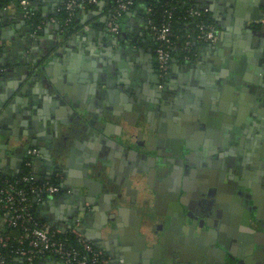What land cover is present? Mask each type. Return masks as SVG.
<instances>
[{
  "label": "crops",
  "instance_id": "obj_1",
  "mask_svg": "<svg viewBox=\"0 0 264 264\" xmlns=\"http://www.w3.org/2000/svg\"><path fill=\"white\" fill-rule=\"evenodd\" d=\"M228 1L230 2L227 5ZM239 1L240 14L230 15L229 10ZM36 2L48 6L46 11L42 7L38 9L43 16L52 15L55 6L57 9L63 4V0ZM204 2L210 8L215 25L220 31L219 43L216 47L202 48L198 58L191 64L175 63L170 80L167 85L164 84L169 92L160 98L155 95L156 85L152 77L156 63L154 37L139 14L133 13L126 17L124 20L126 40L115 44L105 31L110 11V4L106 0L98 5L97 11L91 13L85 10L81 13L82 29L69 39L64 38L59 33L58 26L52 23L46 26L43 35L33 39L30 27L18 10L11 9L0 13V17L7 22L6 26L0 29V108L5 103V108L10 105L9 116L12 117L9 119H14L17 115L22 117L23 112L30 108L33 116L44 119L41 124L44 123L48 127L55 111L51 104L56 101L63 108L61 104L66 102L68 95L69 104H75L76 110L80 111L82 106L83 113H92L89 114L91 121L80 125L69 123L71 126L74 125L71 132L73 136H63L59 132L56 139L41 140L43 144L39 146L41 147L38 149L39 155L33 160L32 170L40 179L59 174L56 177L64 189L59 195L46 198L39 207V213L52 229L62 235L74 231L80 233L114 264H123L126 259L129 260L128 264H142L138 263L136 248L142 247L141 237L145 232L142 229L137 230L138 221L129 213H125V209L121 214L118 209L104 211L100 208L101 205L97 204L98 198L96 200L92 198L96 205L88 208L74 197L75 184L77 182L81 184V181L77 180L83 176L86 161L91 156L121 168L138 164L149 170L152 161H147L146 157H155V154L163 151L162 147L157 145L158 140L153 138L159 134L160 129L163 128L164 133L169 132L171 135L179 133L180 128L185 130L182 126V120L185 121L182 113L190 112L195 107L208 109L210 104L206 102L213 100L211 105L218 107L219 103H222L227 111L244 117L245 122L241 123L243 126L239 128L243 131L241 134L243 137L240 135L238 140L237 135V140L233 139L232 142L228 139L223 146L222 137L219 141L215 135L209 138L195 136V139H192V136L189 139L188 135L186 139L189 140V145L196 147L198 152L183 163L181 160L184 158L183 154L189 153L183 148L185 152L179 159L176 158L175 165L167 161V165L157 172L151 170V177L145 179L143 188V194L147 197L142 201H147L146 208L151 211L154 218L170 219L168 214L176 211L170 207L171 194L176 193L175 197L178 200L181 197H184L185 201L187 198L188 201L194 199L202 173L210 165L219 167V170L223 169L226 153L232 155L233 160L240 156L242 162L250 158L252 164L246 163V167H254L255 164L258 171H263L261 169L264 166V72L258 75L260 77L259 84H256L258 91L254 89L250 92L248 87H245L243 98L240 97L242 91L236 89L230 80L232 77L230 64L235 63L237 55L240 54L249 53L251 59L260 51L264 55V4H262L264 0L261 2L204 0ZM251 5L254 7H250ZM127 93L137 97L140 108L131 103ZM126 106L130 107L128 117L122 115L126 111ZM56 109L61 113L58 107ZM106 111L114 117L101 119L99 114ZM167 112L171 114L164 118ZM213 117L216 115L211 114L210 118ZM59 118L68 117L63 115ZM18 128L22 134L28 132L26 128L19 127V124L16 132ZM22 136L25 139V136ZM205 142L210 147L208 153L203 152L202 144ZM17 147H19L17 144L14 145L12 151H16ZM27 150L23 153L25 157ZM169 153L171 152L166 149V154ZM23 155L19 154L18 157L10 155L14 159L11 162L0 158V170L14 174L13 168L20 165L18 171L21 172L23 163L18 162L20 160L16 161L15 158L21 159ZM142 156H145V159ZM255 156L258 159L256 163L252 160ZM51 158L54 159L55 166L51 164ZM257 178L264 179V175L260 174ZM240 182L247 183L248 180L240 175ZM260 184L262 185L260 190L256 187L259 197L256 201L261 206L257 208L261 219L256 225L262 226L264 230V183ZM83 194L87 196L88 190L83 189ZM219 194L216 192L212 196ZM253 203L251 200V204ZM142 204L143 202L140 204L141 209L145 210ZM191 208L195 210L193 218L199 223L208 220L209 217L214 226L219 227L221 221H218L214 211L226 215L234 207H211L213 212L206 207ZM185 209L187 210V207ZM108 218L115 223V227L101 233L98 229L99 224L103 226L102 223ZM189 227L187 224L186 229L189 230ZM196 228L197 233L204 230L202 226ZM241 249L237 247L235 252L240 253ZM169 251L171 250L163 251L158 260L170 256ZM180 251V254L174 256L179 264H217L216 256L202 251L197 242L185 244ZM11 264L23 263L21 259L16 258ZM40 264L65 263L49 256ZM252 264H264V251H260L253 258Z\"/></svg>",
  "mask_w": 264,
  "mask_h": 264
},
{
  "label": "water",
  "instance_id": "obj_2",
  "mask_svg": "<svg viewBox=\"0 0 264 264\" xmlns=\"http://www.w3.org/2000/svg\"><path fill=\"white\" fill-rule=\"evenodd\" d=\"M36 7L37 10L40 7H42L44 11L48 9V6H42V3L41 5L37 3ZM250 7L253 8L254 6L251 5ZM254 9H256V7ZM239 11L240 7L238 4L231 8L229 13L230 15H237L240 14ZM132 14L133 13H129L128 15L130 16ZM119 43V41L115 42V44ZM261 52L262 51L253 56L254 60L253 58L251 59L252 56H250L249 53L237 55L238 57H236L235 63L231 62L230 64V69L232 70V77L230 80L233 81L236 89L242 91L240 97H243L245 87H248L247 89H249L250 92H253L254 89L258 91L256 87V84H259L258 81L260 80L258 75L264 72V55L261 54ZM174 62L177 63L176 60H174ZM253 67L254 69H252ZM155 79V91H157L155 95H158L156 97L160 98L164 93H168L169 89L166 91L165 86H161L158 75L155 76ZM127 96H130L131 103H134L140 108V101L137 97L130 95V93H127ZM67 98L65 99L66 102H62L61 104L63 108H61L59 106L60 104L56 101L51 104L54 106L55 111L53 114L54 118L49 121L50 126L48 127L47 125L45 126L44 123L41 124L44 122V119L33 116L30 108L28 111L23 112L24 114L22 117L17 115L14 119H9V117H12L9 116L10 105L5 108V103L0 108V158L10 160L11 162V160L14 159L11 158L10 155L13 154L18 157L19 154L23 155L27 149H39L41 148L39 146L43 144L41 140L47 141L48 139H56L59 137V132H61L63 136H73L71 132L73 131L74 125L71 126L69 123L78 125H80V123L83 124L90 120L89 114L92 113H83L82 106L80 111L76 110V105H70ZM162 98L165 99L166 97ZM172 98L174 99V97ZM165 100L168 99L166 98ZM206 103L210 104L208 109L206 108L207 110L195 107L192 108L190 112L182 113L185 121L182 120L183 123H181L182 126L185 127V130L180 128L179 133L171 135L169 132L164 133L162 128L159 134L153 137L158 140L157 145L162 147L163 151L155 154V157H146L147 161H152L149 170L143 165L138 164H130L121 168L111 165L110 163L102 162L100 158V160H98L95 156H91V158H88L86 161L87 166L83 171V176L77 180L81 181V184H78L76 181L74 197L81 200L84 207L90 208L96 205V202L92 200L98 198L97 204L101 205L100 208L104 211L118 209L119 214H121L125 209V213H129L130 216L138 221L137 230L140 231V229H142L145 232V235L141 237L143 241L142 247L136 248L138 250V252H136L138 263L164 264L166 260L170 262L169 264H179L177 261H173L176 258L174 257L175 254H180L179 251L183 250L185 244H193L195 242L199 244V248L202 251H207L209 255L211 253L214 257L216 256L217 264H252L253 258L257 256L260 251H264V230L262 226L256 225V222L261 219L260 211H257V208L261 206L256 201L259 199V197H257L256 187L260 190L262 187L260 183H264L263 178L257 177H260V174L264 175V166L263 169H261L263 171H258L259 169L255 164H253L254 167H246V163L252 164L250 158L242 162L240 161V156H236L233 160V158H231L232 155L226 153L224 162L221 160V163L223 162V169L221 168V170H219V167L210 165L207 166V170L202 173V178L200 179L198 188H196L195 198L193 199L195 205H202L206 207L207 210H211V207H234L233 210L226 215L223 212L214 211L217 215V219H219L218 221H221L219 227L214 226L209 217L208 220L201 223L194 219L195 210L191 208V203L188 201V198L185 201L184 197H181L179 200L176 197H170V207L176 210L174 213L168 214L170 219H166L168 217L165 218V216V219L154 218L148 208L145 207L146 209L143 210L140 207V202H143L142 200H145L144 198L147 197L143 194V188L145 179L151 177V170L157 172L161 167L164 168L167 165V161L175 165L176 158L179 159V156H181L186 149L189 153L183 154L184 158L181 159L183 163L184 160L191 159L195 156V153L198 152L196 147L189 145V140L186 139L188 135L189 139L191 136L192 139H195V136L209 138L215 135L219 141L222 137V145L224 146L226 140L230 139L231 142L233 139L237 140L236 136L238 135V138L243 133V131L239 130L240 126H243L241 123L245 122L241 114H234V112L232 114V111H227L222 106V103H219L218 107L213 104L211 105L213 100ZM56 107L61 110L62 114L59 113L60 111H58ZM125 110L126 111H124L122 115L128 117L129 113L127 112L130 110V107L126 106ZM170 114V112H167L164 118L166 115L170 116ZM211 114L216 115V117L210 118ZM63 115H66L68 118L60 119L59 117ZM99 115L101 119L104 117L112 119L114 117L113 114H109L107 111ZM18 124L19 127L26 128L28 132L22 134L20 128H18L16 132L15 130ZM134 126H137L136 121ZM13 127H15V129ZM141 132H143V129H141ZM22 135L25 136V139ZM219 141L218 143L220 144ZM16 144L19 147L15 148L16 151L13 152L12 148ZM202 147L203 152L208 153L207 150L210 148L209 144L205 142L202 144ZM229 147H231V145ZM183 148L185 150H183ZM166 149L171 153L166 154ZM224 150L226 151V149ZM43 152L45 154L44 150ZM211 156L210 159H212ZM142 157L145 159V156ZM15 160H20L18 162L24 163L25 155H23L21 159L15 158ZM51 160V164L55 166L56 163L53 162L54 159L51 158ZM252 160L256 163L258 159H256L255 156V159L253 157ZM16 167L17 168H13L14 174L20 172L18 171L20 165H16ZM254 173L256 175H253ZM240 175L243 179L246 178L248 182H240ZM212 188L217 189L220 194L215 197L212 196ZM83 189L88 190L87 196L83 194ZM189 198L191 199L192 196H189ZM251 200L254 201L253 204H251ZM175 204L178 207H174L176 206ZM185 207H187V210ZM80 212L81 210L78 213ZM114 218L116 219V217ZM116 220L118 221V219ZM102 224L103 226H101L100 223L98 227L101 233L107 232V229L115 227V223L109 220V218ZM187 224L190 225L189 230L186 229ZM228 225L230 226L227 227ZM198 226L204 227V230L200 233L196 231V227ZM237 247L242 248L240 253L235 252ZM168 250H171L169 251L170 256H165L163 260H158L162 252H167ZM126 260L127 263L123 262V264H128L129 260ZM110 263L114 264L113 261H110Z\"/></svg>",
  "mask_w": 264,
  "mask_h": 264
},
{
  "label": "built area",
  "instance_id": "obj_3",
  "mask_svg": "<svg viewBox=\"0 0 264 264\" xmlns=\"http://www.w3.org/2000/svg\"><path fill=\"white\" fill-rule=\"evenodd\" d=\"M103 0H63L54 13L64 8L69 14V22H72L77 13L90 5H99ZM110 4V11L106 21L105 31L114 42H121L124 35L122 28L124 20L129 13L139 14L144 25L154 37L156 46V63L158 71L162 78L167 79L169 71L174 62V51H176V41L172 31V20L175 7L166 10L161 25H157L152 18L153 7L142 6L144 0H106ZM36 0H9V3L2 6L0 13L16 9L20 12L23 19L31 29L33 39H38L40 32L50 23L57 24V19L53 15L43 16L36 24L39 15L36 7ZM141 11V12H139ZM190 17L200 18L203 14H211L210 8L206 5L201 7L192 6L187 12ZM212 15V14H211ZM201 33L198 36L199 41H203L207 46H217L220 40V31L216 26L198 25ZM89 27H86L88 29ZM124 37V36H123ZM187 41L186 45H190ZM188 59V58H187ZM189 62V59L187 60ZM39 155L37 148H31L26 151V157L23 165L33 167V160ZM23 182L30 184V190L18 187L16 182H8L0 189V249L7 247L9 238L4 237L5 227L20 228L22 234L18 239L19 248L14 253L26 264H37L38 257L50 255L56 257L65 264H109L110 259L104 256L94 244L85 239L80 233L74 231L75 240L64 238L68 234H60L47 223L41 224L34 218L32 207L30 205L31 196H35V201L41 205L46 198L57 196L61 193V187L49 182L43 185H35L36 176L32 173L23 177ZM28 243L26 246L25 243ZM4 256L0 253V264L5 263Z\"/></svg>",
  "mask_w": 264,
  "mask_h": 264
},
{
  "label": "trees",
  "instance_id": "obj_4",
  "mask_svg": "<svg viewBox=\"0 0 264 264\" xmlns=\"http://www.w3.org/2000/svg\"><path fill=\"white\" fill-rule=\"evenodd\" d=\"M9 3V0H0V9L2 6H5ZM142 6L146 7H153L154 12L152 14V18L155 20L157 25H161L163 21V17L166 14V10L170 7H175L176 12L174 13V17L172 20V31L174 35V40L176 41L177 49L174 51L173 58L177 62L184 63V64H191L194 62L199 55L200 50L202 48L206 47L207 44H205L203 41H199L197 38L201 33V29L198 28V25H205V26H216L215 22L213 20V17L210 13L203 14L200 18L190 17L187 13L192 6L195 7H201L205 5L204 0H144L141 4ZM98 10V5H90L86 8V11L95 12ZM85 11V10H84ZM83 11L80 10L77 13V17L72 21L69 22V14L64 9L61 8L60 11L57 13L52 14L57 19V26L59 28V33L64 36V38L69 39L73 35L80 32L82 29V18L81 13ZM141 12V11H139ZM37 21L36 24L39 23L41 20H44L43 16L40 14V11L38 12ZM49 16V15H48ZM7 22L3 19V17H0V29L3 26H6ZM217 27V26H216ZM122 31H124V26L122 28ZM45 32V29H43L40 32V35H43ZM124 35H121L122 40L121 42H125L126 39L123 37ZM187 41H191L190 45H186ZM154 45V41H153ZM153 49H156V46L154 45ZM156 56V54H155ZM189 59V62L187 60ZM176 62H173V65L169 71V74L167 76V81L170 80V77L172 75V70L174 68ZM34 174L32 170V167H27L23 165V169L21 172L16 174H8L2 170H0V189L4 187L8 182H16L18 187L24 188L27 190H30L31 186L28 183L23 182V177ZM36 176V175H35ZM37 182H35V185H43L47 182L57 185L61 187L60 180L53 176L51 178H44L40 179L36 176ZM62 190V189H61ZM30 205L32 207V212L34 214V218L36 221H38L41 224L46 223L40 213H39V207L40 205L35 201V196H31ZM2 215V213H0ZM22 234V230L20 228H12V227H5V231L3 232L4 237L9 238V242L7 247H2L0 249V253L5 258L6 264H11L14 262L16 258H19L14 251L19 248L18 239L20 238ZM63 236V235H61ZM64 238H69L70 240H75V236L73 234H68L67 236H63ZM25 245L27 246L28 243L26 242ZM50 255L41 256L37 259V264H40L43 259L46 257H49ZM23 264H26L25 260H22Z\"/></svg>",
  "mask_w": 264,
  "mask_h": 264
},
{
  "label": "flooded vegetation",
  "instance_id": "obj_5",
  "mask_svg": "<svg viewBox=\"0 0 264 264\" xmlns=\"http://www.w3.org/2000/svg\"><path fill=\"white\" fill-rule=\"evenodd\" d=\"M258 1H262V0H258ZM229 2L230 1H228L227 2V5L229 4ZM235 3V2H234ZM245 3V2H244ZM236 5H238L239 4V6L241 5V1H239L238 3H235ZM243 4V3H242ZM262 4H264V3H262ZM235 5V6H236ZM243 6H245V4L243 5ZM154 74L152 75V77L154 78V82L156 81V79H155V76H157L158 75V79L161 81V86L162 87H164V84L165 85H167V80L166 79H164V78H162L161 77V75H160V73H159V71H158V67H157V63H155V65H154V72H153ZM156 83V82H155ZM156 85V84H155ZM168 89H166V91H167ZM157 92V91H156ZM175 161H177V160H175ZM57 175H59V174H56V176ZM61 188H62V191H61V193L63 192V186L61 185ZM216 192H218V190L217 189H215V188H212V190H211V194H215ZM60 194V193H59ZM58 194V195H59ZM171 196H173V197H175V196H177V194L176 193H172L171 194ZM195 198V197H194ZM189 202L191 203V207H204V206H202V205H200V206H196L195 205V201L192 199V200H189ZM140 204H141V202H140ZM144 207H148V203H147V201H143V204H142ZM140 207H141V205H140ZM174 207H177V206H174ZM111 261V260H110ZM173 261H175V260H173ZM165 263L164 264H169L170 262H167L166 260L164 261Z\"/></svg>",
  "mask_w": 264,
  "mask_h": 264
}]
</instances>
